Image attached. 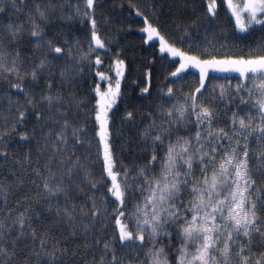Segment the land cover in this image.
I'll use <instances>...</instances> for the list:
<instances>
[{
  "label": "snow or ice",
  "instance_id": "1",
  "mask_svg": "<svg viewBox=\"0 0 264 264\" xmlns=\"http://www.w3.org/2000/svg\"><path fill=\"white\" fill-rule=\"evenodd\" d=\"M220 2L246 52L217 0H130L137 66L105 0H0V264H264V0Z\"/></svg>",
  "mask_w": 264,
  "mask_h": 264
},
{
  "label": "trees",
  "instance_id": "2",
  "mask_svg": "<svg viewBox=\"0 0 264 264\" xmlns=\"http://www.w3.org/2000/svg\"><path fill=\"white\" fill-rule=\"evenodd\" d=\"M107 3V8L105 11L108 13V15L112 18L109 21V24L107 27L112 28L115 25H122L123 31L121 32V43H128L130 42L135 46V48L139 51V59L137 60V66L141 63H143L144 59L153 53V51L157 48L156 43L149 42L150 46H143L142 44V34L140 33L139 29L143 26L142 19L138 17L134 12L131 11L129 8L130 0H105ZM200 0H197V3L199 4ZM122 5V9L119 7ZM217 6H218V15H217V24L218 25H227V35L229 37L228 42L221 41L222 43H225V47L221 49V51H228V52H241L247 51V45L254 41L255 37H258L261 35V30L257 28L255 31H253L249 35H243L239 34V40L234 41L232 40V28L231 23L229 21V16L226 13L224 6L221 4L220 0H217ZM203 11V9H201ZM130 26V27H129ZM71 30L73 33L78 32H86L88 29L87 23L80 24L79 22H74L71 26ZM239 46H235V45ZM108 60L105 58L104 64L107 65ZM163 63L165 66H168L170 63V58H165L163 61L157 60V64ZM101 71L107 70L106 68L102 67L100 68ZM196 70L193 69L189 72L188 76L185 78L186 80H191L193 75L195 74ZM109 75H112L110 72ZM220 77H223L225 74L218 73L217 74ZM229 78L235 82V77L237 74L235 73H229L227 74ZM94 77L90 76L88 82L85 83V91L87 90L88 83H91ZM138 80L139 76L138 73L133 71L131 72L126 80L122 81V88L125 89L126 93L131 97L135 98L136 92L138 91L136 85L132 83L133 80ZM101 87H104V84H101ZM123 104H121V108H123Z\"/></svg>",
  "mask_w": 264,
  "mask_h": 264
},
{
  "label": "rangeland",
  "instance_id": "3",
  "mask_svg": "<svg viewBox=\"0 0 264 264\" xmlns=\"http://www.w3.org/2000/svg\"><path fill=\"white\" fill-rule=\"evenodd\" d=\"M190 81V80H189Z\"/></svg>",
  "mask_w": 264,
  "mask_h": 264
}]
</instances>
